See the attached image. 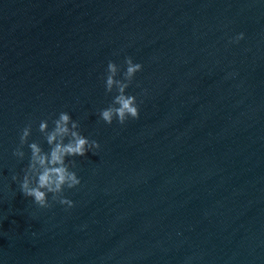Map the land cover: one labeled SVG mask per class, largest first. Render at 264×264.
Wrapping results in <instances>:
<instances>
[{
  "label": "water",
  "instance_id": "1",
  "mask_svg": "<svg viewBox=\"0 0 264 264\" xmlns=\"http://www.w3.org/2000/svg\"><path fill=\"white\" fill-rule=\"evenodd\" d=\"M125 57L139 117L108 125ZM60 112L99 148L39 208L28 144ZM0 264H264V0H0Z\"/></svg>",
  "mask_w": 264,
  "mask_h": 264
},
{
  "label": "clouds",
  "instance_id": "2",
  "mask_svg": "<svg viewBox=\"0 0 264 264\" xmlns=\"http://www.w3.org/2000/svg\"><path fill=\"white\" fill-rule=\"evenodd\" d=\"M244 38L243 33H239L235 42ZM125 70L122 79H117L120 66L113 61L107 63L104 88L105 93H112L115 90L111 104L99 111V118L108 125L113 119L123 125L128 119L139 117V106L137 99L133 95H126L125 90L129 87L135 74L142 71L140 63H133L131 57L124 59ZM53 127L48 129L47 120L39 123L38 131L43 135L49 150L45 152L37 142L28 144L30 157L24 175L20 182L21 194L26 198H31L32 202L39 208H50L49 194L51 200L68 208L73 207V202L63 196L65 189H73L80 184L75 171L70 168L75 167L74 160L66 158L84 157L86 153L99 148L95 140H89L79 131V123L72 120L67 112H60L58 118L52 121ZM31 133V124L26 125L20 132V146L14 150L13 155L23 159L22 147L27 143V138ZM67 141V142H65ZM13 180L17 177L14 175Z\"/></svg>",
  "mask_w": 264,
  "mask_h": 264
}]
</instances>
